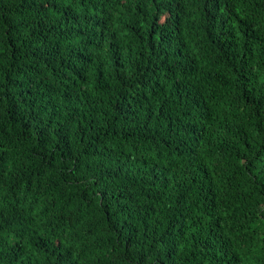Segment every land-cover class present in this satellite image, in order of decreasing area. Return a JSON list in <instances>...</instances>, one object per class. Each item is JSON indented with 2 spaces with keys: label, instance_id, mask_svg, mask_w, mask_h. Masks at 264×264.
Instances as JSON below:
<instances>
[{
  "label": "trees",
  "instance_id": "trees-1",
  "mask_svg": "<svg viewBox=\"0 0 264 264\" xmlns=\"http://www.w3.org/2000/svg\"><path fill=\"white\" fill-rule=\"evenodd\" d=\"M170 1L0 0V264H264V0Z\"/></svg>",
  "mask_w": 264,
  "mask_h": 264
},
{
  "label": "clouds",
  "instance_id": "clouds-1",
  "mask_svg": "<svg viewBox=\"0 0 264 264\" xmlns=\"http://www.w3.org/2000/svg\"><path fill=\"white\" fill-rule=\"evenodd\" d=\"M179 2L183 3L185 7H188L192 3L190 0H179Z\"/></svg>",
  "mask_w": 264,
  "mask_h": 264
},
{
  "label": "bare ground",
  "instance_id": "bare-ground-1",
  "mask_svg": "<svg viewBox=\"0 0 264 264\" xmlns=\"http://www.w3.org/2000/svg\"><path fill=\"white\" fill-rule=\"evenodd\" d=\"M170 1V0H169ZM196 1V0H195ZM171 2V1H170ZM197 2V1H196ZM180 3V2H179ZM181 6V5H180ZM141 7V6H140ZM185 11V10H184ZM181 26V25H180ZM173 29V28H172ZM186 29V28H185ZM180 30V29H179ZM173 32V31H172ZM187 33V32H186ZM175 34V32H174ZM184 34V33H183ZM182 35V34H181ZM178 36V35H177ZM213 38V37H212ZM214 39V38H213Z\"/></svg>",
  "mask_w": 264,
  "mask_h": 264
}]
</instances>
